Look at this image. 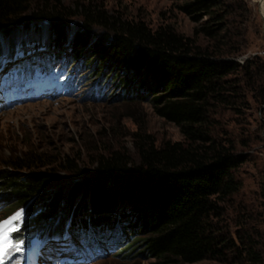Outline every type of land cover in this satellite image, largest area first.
<instances>
[{
	"label": "trees",
	"instance_id": "obj_1",
	"mask_svg": "<svg viewBox=\"0 0 264 264\" xmlns=\"http://www.w3.org/2000/svg\"><path fill=\"white\" fill-rule=\"evenodd\" d=\"M168 1L195 24L192 37L169 24L152 28L110 12L97 0H0V51L4 41L12 50L31 41L32 24H42L34 31L42 33L36 41L45 40L57 52L70 43L74 59L88 47L94 60L114 69L106 80L103 74L97 78L94 68L92 80L110 90L115 74L128 96L135 91L147 97L153 112L183 137L157 143L151 134L135 132L134 157L123 147L95 150L88 173L79 166V154L28 148L1 158L3 215L24 207L30 216L26 225L43 227L55 217L63 222L70 213L84 221L88 211L94 226L116 223L127 234L138 229L146 255L160 264L227 257L236 264H263L249 244L233 240L219 226L221 203L240 187L235 175L240 160L233 144L215 135L212 117L215 107L239 92L231 75L260 61L242 65L230 59L240 53L235 23L242 15L230 0ZM198 35L206 46L196 43ZM121 70L127 72L124 77ZM262 84L264 91V79ZM60 170L78 177L66 193L43 196Z\"/></svg>",
	"mask_w": 264,
	"mask_h": 264
},
{
	"label": "rangeland",
	"instance_id": "obj_2",
	"mask_svg": "<svg viewBox=\"0 0 264 264\" xmlns=\"http://www.w3.org/2000/svg\"><path fill=\"white\" fill-rule=\"evenodd\" d=\"M97 1L102 2L110 12L118 11L128 19H141L152 28L169 24L177 32L193 36L195 24L173 8L168 0ZM260 1L230 0L238 14H242L240 18L236 17L235 23V40L240 46V53L230 59L242 65L248 59L260 62L249 71L239 69L231 75L239 86V92L230 98V103L215 107L212 117L215 135L222 141L231 142L240 160L235 169L240 187L221 203L219 226L233 240L249 244L264 264V70L261 66V63L264 64V15ZM77 20L71 22L78 23ZM38 25L32 24L31 33L21 35L29 34V39L36 41V37L42 34L34 32L42 24ZM195 40L200 46L207 44L200 35ZM2 43L6 48V41ZM70 48L72 45L65 43L64 54H68ZM50 54H53V49H50ZM46 56L48 50L43 51L39 47L30 51V55L18 59L17 67L27 64L40 71L49 65L55 69L50 76L61 75L57 67L66 64V58L48 63L45 61ZM84 57L87 65L80 71L87 78H94V68L98 73L97 78L103 74L107 80L113 74V67H104L102 61L99 63V60H94L97 56L91 55L88 47L83 49L79 60H70L68 73L76 74L79 71L78 62ZM126 73L121 70L118 74L124 77ZM33 78L32 75L23 79L17 77L5 88L0 86V89L3 88L0 91V159L20 154L28 148L53 150L70 156L79 154V166L88 173L93 168L95 150L123 147L134 157L132 137L135 132L151 134L157 143L183 139L174 124L153 112L147 97L137 95L135 91L128 96L123 85L117 82L115 74L109 82L107 95L103 94L105 90L96 86V81L85 86L81 83L67 92L56 87V92L38 95L40 90L28 81ZM76 177L62 170L54 172L42 195L49 197L59 190L66 193ZM83 214L87 216L90 213L86 211ZM127 235L130 238L118 253H113L115 247L112 248V245L103 256L95 255L94 251L87 255L81 252V256H84L82 264H160L155 258L146 255L139 241L141 234L138 229L131 228ZM181 264L236 263L227 257L225 260L203 259Z\"/></svg>",
	"mask_w": 264,
	"mask_h": 264
},
{
	"label": "snow or ice",
	"instance_id": "obj_3",
	"mask_svg": "<svg viewBox=\"0 0 264 264\" xmlns=\"http://www.w3.org/2000/svg\"><path fill=\"white\" fill-rule=\"evenodd\" d=\"M22 216V211L15 213L12 217L9 218L10 220H19ZM9 221H0V232H2L3 226L8 223ZM3 258V246L0 244V260Z\"/></svg>",
	"mask_w": 264,
	"mask_h": 264
},
{
	"label": "bare ground",
	"instance_id": "obj_4",
	"mask_svg": "<svg viewBox=\"0 0 264 264\" xmlns=\"http://www.w3.org/2000/svg\"><path fill=\"white\" fill-rule=\"evenodd\" d=\"M259 1V0H258ZM262 16L264 15V1H260ZM264 17V16H263Z\"/></svg>",
	"mask_w": 264,
	"mask_h": 264
}]
</instances>
